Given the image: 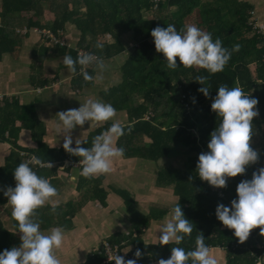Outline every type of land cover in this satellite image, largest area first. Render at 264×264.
<instances>
[{
	"label": "trees",
	"instance_id": "obj_1",
	"mask_svg": "<svg viewBox=\"0 0 264 264\" xmlns=\"http://www.w3.org/2000/svg\"><path fill=\"white\" fill-rule=\"evenodd\" d=\"M44 4L48 5L46 9L53 16L49 21L43 19ZM168 24L174 25L178 31L194 24L211 33L213 40L219 38L230 51L237 44L239 50L233 51L224 70L215 74L196 66L184 67L178 58V67L168 69L162 53L155 51L150 36L153 28H166ZM70 25L77 30L78 40L74 47L65 40L62 50L74 59L78 56V49L103 60L127 53L120 68L121 82L108 91L113 107L126 111L120 144L125 149L124 156L155 162L179 154L187 160L184 170H171L170 178L168 173L161 178L165 177L174 184L176 192L182 195L179 205L185 217L193 223V232L179 245L137 248L142 253L137 264L167 259L172 247L192 250L199 233L209 248L226 250L228 264H254L264 257V235L258 227L250 230L244 242H239L231 235V229L222 228L215 216L217 204L229 206L236 198L237 184L251 179L258 167H264V143L258 161L247 166L243 175L227 178L226 186L219 188L223 198L211 192L208 183L202 181L196 172L198 155L208 150L210 133L219 123L210 104L221 85L240 87L245 94L258 99L259 115L252 121L253 136L258 134L264 141V22L253 6L244 0H0V56L11 51L13 43L18 44L21 34L16 32L23 26L53 33L61 31L63 36ZM99 37L106 41L100 43ZM97 44H102L103 48H97ZM199 76L207 78L203 85L196 82ZM201 86L208 87V97L198 91ZM3 104L7 106L5 102ZM149 111L151 115L145 120ZM7 128L1 121L0 141L8 139L11 130ZM56 156L43 161L51 163V168L31 163L30 167L47 179V172L58 169L57 164L64 161L62 156ZM14 160L12 154L9 162ZM16 167H11L12 172L9 167L0 170V189L13 186ZM1 196L2 205L6 200L3 192ZM19 243V238L0 225V251L18 247ZM130 244L135 245L133 241ZM136 250L125 260L136 259Z\"/></svg>",
	"mask_w": 264,
	"mask_h": 264
},
{
	"label": "crops",
	"instance_id": "obj_2",
	"mask_svg": "<svg viewBox=\"0 0 264 264\" xmlns=\"http://www.w3.org/2000/svg\"><path fill=\"white\" fill-rule=\"evenodd\" d=\"M244 1L253 6L264 22V0ZM66 32L67 29L63 39L74 47L78 34L74 38L65 37ZM19 38L18 44L13 43L11 51L0 56V124L4 122L7 130H11L8 139L0 141V170L28 162L32 156L42 162L50 161L56 155L63 159H81L62 148L64 132L56 114L76 109L89 98L100 99L113 106L108 91L116 88L121 78L114 80L112 68L104 61L107 67L103 72H99L95 64L84 68L93 76V80L85 81L79 74L81 66H77L78 72L73 75L63 64L62 58L68 54L62 50L64 46L46 45L41 36L34 32ZM38 65L41 67L39 71ZM108 67L111 69L108 70ZM57 81H60L59 85L55 84ZM115 109L114 120H119L123 125L127 118L126 111ZM111 123L113 120L99 123L91 131L87 122L77 126L71 131L73 144L70 147H75L76 139L84 142L81 147H91L93 137L103 133ZM121 139L122 136L114 139V145L120 147ZM259 140L260 136L255 134L250 144L260 156L262 145ZM12 154L15 160L10 163ZM177 155L179 157L172 155L164 158V163L123 156L114 160L111 172L91 178L82 176L80 167H58L48 171L47 179L57 188L58 195L37 209L34 219L40 222L41 231L44 232L53 227L64 228V243L55 250L61 264H102L106 258L103 248L108 242L118 246L116 253L124 259L141 246L159 244L156 236L160 233L157 230L178 198L175 185L165 177L161 178V175L168 173L170 178L171 170L185 169L184 165L179 169L173 164L187 161L186 158L180 161L178 158L182 155ZM119 179L123 181L122 186H117ZM5 200L0 204V225L20 239L17 222L11 215L12 207L7 203V197ZM52 203L57 204L55 212L51 211ZM222 228L226 226L222 225ZM138 229L139 232L136 231ZM233 231L231 229V235L235 238ZM132 241L135 245L130 244ZM172 243L175 242L169 244ZM209 249L218 264H228L227 254L220 247ZM260 262L264 263V257H260Z\"/></svg>",
	"mask_w": 264,
	"mask_h": 264
},
{
	"label": "clouds",
	"instance_id": "obj_3",
	"mask_svg": "<svg viewBox=\"0 0 264 264\" xmlns=\"http://www.w3.org/2000/svg\"><path fill=\"white\" fill-rule=\"evenodd\" d=\"M155 51L162 53L168 69H176L179 63L184 67L204 69L210 74L224 70L232 52L239 50L234 45L230 51L224 47L219 38L213 40L212 34L201 30L194 24L187 25L178 31L172 24L166 28L156 26L150 32ZM102 49V44H97ZM63 64L73 74L78 72L77 66L85 81L93 80L84 68L95 64L99 72L106 68L103 59L93 53L78 54L74 59L66 54ZM207 78L199 76L196 82L203 85ZM205 97L209 96L208 87L198 89ZM258 99L245 94L240 87L221 85L212 98L210 110L219 118V123L210 133L207 151L198 155L196 172L202 181L209 186L224 188L227 178L243 175L247 166L259 159L257 149L251 147L254 134L253 119L259 115L256 108ZM64 132L62 148L73 156L81 157V175L85 178L107 174L112 170L115 159L124 156L125 149L114 145V139L124 135V128L116 117V109L100 99L89 98L76 109L61 111L56 114ZM113 120V123L101 134L92 139L91 147H81L84 143L79 139L73 144L71 131L86 122L89 130H94L99 123ZM30 163L51 168L38 157L32 156L30 162H22L13 170L14 187L0 189L12 207L11 215L17 222L20 233L19 246L0 251V264H61L55 250L62 247L65 240L63 227H53L49 231H41L40 222L34 217L36 210L43 207L58 195L57 188L49 179L39 176L30 167ZM64 169V168H63ZM177 201L165 222L159 226L157 238L160 245L175 242L181 244L186 235L193 232V223L187 219ZM56 203H52L51 211L55 212ZM216 219L223 226L232 229L239 242H244L253 228H259L264 235V167L254 171L251 179L241 180L236 186V198L229 206L218 203L215 208ZM129 251V249H128ZM142 255L139 249L134 253L136 259L125 260L117 253L111 261L115 264H137ZM156 264H218L217 258L210 253L204 236L199 233L195 240V248L186 251L183 247H172L167 259H158Z\"/></svg>",
	"mask_w": 264,
	"mask_h": 264
},
{
	"label": "rangeland",
	"instance_id": "obj_4",
	"mask_svg": "<svg viewBox=\"0 0 264 264\" xmlns=\"http://www.w3.org/2000/svg\"><path fill=\"white\" fill-rule=\"evenodd\" d=\"M205 1H207V0H205ZM44 15H43V19H44V21H49V20H51L52 18H53V16H52V14L51 13H49L48 11H47V7H48V5L47 4H44ZM23 28H27L26 26H23ZM30 31L32 30V29H34V28H28ZM78 34V32H77V30L73 27V26H68L67 27V32H66V34H65V37L66 36H68V37H71V38H74L76 35ZM98 40H99V42L100 43H102V42H105L106 40H104V38H101V37H99L98 38ZM110 41H112V40H109V42ZM81 50V49H80ZM82 51V50H81ZM15 54H17V52H14ZM11 53H9L8 55H10ZM127 53H123V54H121V55H118V56H116V57H114V58H112V59H106V60H103V61H105L106 63H107V66H109L110 65V67L112 68V70H113V73H112V77H113V79L114 80H120V78H121V76H120V73H121V71L119 70V66H121L122 65V63L124 62V60H125V55H126ZM121 64V65H120ZM93 65H94V63H93ZM106 66V67H107ZM110 67H108V70H110L111 68ZM41 67H40V65H38V67H37V69H38V71H39V69H40ZM55 84H57V85H59L60 84V81H57V82H55ZM150 115H151V113H150V111L144 116V119L145 120H147L149 117H150ZM260 141V145H262V143H264V141L263 140H259ZM180 161H182L183 160V158L182 157H180V158H178ZM171 160H173V159H171ZM163 162V159H161L160 161H159V163H162ZM164 163V162H163ZM173 164H175L179 169H181L182 167H183V165H184V162L182 161V163H179V162H174ZM164 165V164H163ZM121 177V176H120ZM135 181H137V180H135ZM122 183H123V181H122V179H119V180H117V186H122ZM208 187H210V190H211V192H216L217 193V196L219 197V198H223L224 196H223V193L219 190V188H215V187H212V186H209L208 185ZM203 191L205 192V187H204V189H203ZM176 194H177V196L178 197H180L179 198V201L181 200V196L182 195H179L177 192H176ZM11 206V205H10ZM11 210H12V208H11ZM5 218L7 219L8 218V216L6 215L5 216ZM225 253H226V250L224 249V248H221Z\"/></svg>",
	"mask_w": 264,
	"mask_h": 264
},
{
	"label": "built area",
	"instance_id": "obj_5",
	"mask_svg": "<svg viewBox=\"0 0 264 264\" xmlns=\"http://www.w3.org/2000/svg\"><path fill=\"white\" fill-rule=\"evenodd\" d=\"M29 32H34L38 35L41 36V38L44 40V43L46 45H51V46H65V40L63 39L62 33L60 31H58L57 33H53L51 31L48 30H38V29H32L31 31L28 28H21L19 30H17L16 33H19L21 35H26ZM83 53H88L86 51H81L80 49H78V54H83ZM1 98V96H0ZM31 159H29L28 162H30ZM80 161V160H79ZM79 161H72V159L70 158H65L63 163L60 164L58 163V167L63 169L66 167H71V168H76L78 166H82ZM34 164V163H31ZM45 165L47 163H44ZM36 165V164H34ZM39 167H44V166H40ZM118 246L114 245V246H110L108 244L105 243V246L103 248L104 250V254H105V259L103 260L102 264H115L114 261H111L113 255L117 252ZM256 264H264L260 262V258L258 260H256Z\"/></svg>",
	"mask_w": 264,
	"mask_h": 264
}]
</instances>
